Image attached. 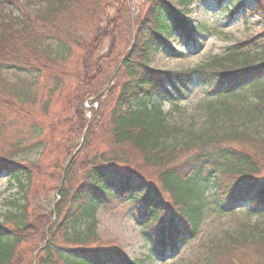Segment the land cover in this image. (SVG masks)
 I'll return each instance as SVG.
<instances>
[{
	"label": "trees",
	"instance_id": "obj_1",
	"mask_svg": "<svg viewBox=\"0 0 264 264\" xmlns=\"http://www.w3.org/2000/svg\"><path fill=\"white\" fill-rule=\"evenodd\" d=\"M250 1L264 15V0ZM129 3L0 0V171L20 195L0 221V264H134L93 242L97 210L112 202H127L158 256L199 234L208 188L220 211L245 203L248 217L264 223V27L204 65L155 71L153 46L175 32L190 40V20L168 0H147L140 16ZM124 18L128 41L111 61ZM52 42L68 57L49 53ZM112 67L110 104L88 117L86 102L101 100L108 89L100 81ZM11 70L38 73L40 81L21 90L5 79ZM195 80L206 87L209 129L185 139L160 103H148L171 94L168 85L181 91ZM124 148L140 154L154 183ZM34 150L37 159L23 158ZM256 229L230 235L209 264H264V226Z\"/></svg>",
	"mask_w": 264,
	"mask_h": 264
},
{
	"label": "rangeland",
	"instance_id": "obj_2",
	"mask_svg": "<svg viewBox=\"0 0 264 264\" xmlns=\"http://www.w3.org/2000/svg\"><path fill=\"white\" fill-rule=\"evenodd\" d=\"M168 1L181 16L190 19L191 39H187L186 36L178 32L172 34L165 43L155 44L149 57V66L155 71L175 72L204 65L213 58L222 56L226 48L234 43L259 35L264 27V15L253 13L255 4L250 0H243L242 3L232 0L222 2L219 0ZM129 5L132 15L140 16L146 10L148 3L147 0H130ZM230 13L233 14L230 15ZM123 17L126 16L123 15ZM125 21L128 22L124 18L115 32L118 37L113 44H117V48L111 56V61L122 53L128 41V26L121 28ZM169 21L171 24L172 19ZM112 27L115 25L110 28ZM48 49L49 53L59 59L68 57V49L63 45L59 47L55 42H52ZM111 61L109 58L106 64H110ZM113 68H110L107 75L101 77L102 79L100 78V87L108 89L103 93L101 100L90 99L86 102L88 117L92 116L95 108L100 106L103 108L110 104V96L116 89V83L111 79ZM4 75L12 86H19L21 90H27L30 85L40 81L38 73L34 72L11 70ZM167 89L172 95L165 94L163 97H155L148 103V106L160 103L161 110L169 123L178 124L182 129L180 136L185 139L190 137L189 133H200L209 129L205 113L207 111L205 107L209 101L205 86L193 81L187 89H182L180 93H177L178 91H175L174 87L170 85L167 86ZM39 92L38 101L44 95L42 91ZM43 101L46 99L44 98ZM54 102L53 100L52 103ZM54 112H59V110L54 108ZM29 124L30 122L24 128ZM118 151L120 152V150ZM125 152H127L132 165L145 171L147 178L154 183L156 174L151 168L141 167L140 154L132 148H124L122 154ZM23 158L34 160L38 158V153L34 150L32 154L23 156ZM213 192V188L206 190L205 217L199 234L194 238L187 239L175 252L168 251L164 256L156 257V253L143 235L145 225L137 223L136 215L128 207L126 201L112 202L98 208L95 215L96 239L93 242L102 244L105 248L120 251L127 261L134 264H209L210 254L219 244L229 241L230 235L249 233L254 230H256L255 234H259L260 230L256 229V226L258 227L260 224L264 226V223L259 221L263 220L261 217L258 220L248 217L249 207L245 203L237 205L233 212L220 211ZM18 193L17 184L7 173L0 171V221L10 209L11 202L20 197ZM53 196L49 202L54 200ZM84 228L85 225H80L77 229L81 231ZM252 261L251 256L244 259L246 263Z\"/></svg>",
	"mask_w": 264,
	"mask_h": 264
}]
</instances>
